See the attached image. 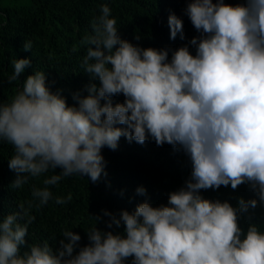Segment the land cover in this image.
Returning a JSON list of instances; mask_svg holds the SVG:
<instances>
[{"label": "clouds", "instance_id": "obj_1", "mask_svg": "<svg viewBox=\"0 0 264 264\" xmlns=\"http://www.w3.org/2000/svg\"><path fill=\"white\" fill-rule=\"evenodd\" d=\"M111 13L101 5L91 33L80 41L87 95L73 93L69 105L60 90H50L44 71H36L0 103V141L13 147L8 167L17 174L10 187L60 169L43 179L44 187L33 186L27 206L21 202L19 211L0 218V264H127L129 258L131 264H264V232L250 224L245 233L238 223L249 208L264 205V0H187L184 13L200 35L175 50L121 38ZM168 26L170 39H185L183 20L174 13ZM23 47L31 50L32 42ZM30 64L13 60L8 83ZM120 95L123 102L114 103ZM122 136L182 151L190 179L168 194L166 205L145 201L118 215L103 210L106 227L123 225L124 234L100 230L103 217L97 215L84 246L69 229L55 250L48 241L28 244L33 208L72 200L71 193L54 197L49 186L73 175L97 183L107 176L102 149L116 150ZM242 184L257 199L239 198L233 207L201 195ZM22 246L27 250L21 254Z\"/></svg>", "mask_w": 264, "mask_h": 264}, {"label": "trees", "instance_id": "obj_2", "mask_svg": "<svg viewBox=\"0 0 264 264\" xmlns=\"http://www.w3.org/2000/svg\"><path fill=\"white\" fill-rule=\"evenodd\" d=\"M238 2L240 0H225L230 4ZM103 4L112 9L121 38L140 47L175 50L200 35L184 13L187 0H0V103L9 101L15 91L22 88L26 77L36 71H44L50 90H60L69 105L75 104L73 93L80 91L81 95H87L83 89L90 77L81 67L86 46L80 41L85 34L91 33V21L100 15ZM170 13L183 20L184 40L179 34L175 40L170 39ZM137 35L139 40L135 39ZM27 41L32 42L29 51L23 47ZM189 49L195 55V48L189 45ZM23 58L31 60L30 66L18 80L8 83V77L14 71L12 61ZM112 99L114 103H122L124 97ZM12 155L13 147L0 141V218L19 211L21 202L27 206V201L32 200L33 186L44 187V178L60 172L59 168L55 172L50 170L38 179H29L20 188H12L17 176L8 167ZM102 155L107 176L102 174L97 183H92L88 177L73 175L49 186L54 197L66 198L71 193L72 200L63 205L50 200L39 210L33 208L32 215L36 219L28 227V244L48 241L55 250L62 239V231L69 229L80 234V246H84L88 244L86 232L96 223L92 216L103 217V210L117 215L122 209L133 211L137 204L145 201L154 207L166 205L168 194L183 187L190 179L189 158L167 143L157 146L150 139L141 145L135 141L130 143L122 136L116 150L105 147ZM139 187L146 189L145 195L136 193ZM201 195L213 201H227L233 207L237 206L239 198L257 199L247 184L235 190L231 185L201 190ZM106 220L108 217H103L97 223L100 230L124 234L123 225L108 229ZM238 223L245 233L250 224H256L264 232V205L249 208L240 215ZM26 250L22 246L21 254ZM127 264H131V258Z\"/></svg>", "mask_w": 264, "mask_h": 264}]
</instances>
